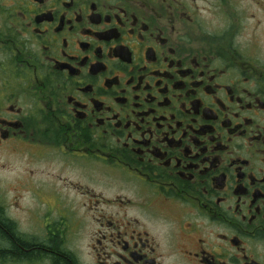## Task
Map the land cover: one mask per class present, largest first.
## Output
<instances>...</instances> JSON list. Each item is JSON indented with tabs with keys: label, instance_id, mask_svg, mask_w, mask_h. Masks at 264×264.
I'll return each mask as SVG.
<instances>
[{
	"label": "flooded vegetation",
	"instance_id": "flooded-vegetation-1",
	"mask_svg": "<svg viewBox=\"0 0 264 264\" xmlns=\"http://www.w3.org/2000/svg\"><path fill=\"white\" fill-rule=\"evenodd\" d=\"M0 264H264V0H0Z\"/></svg>",
	"mask_w": 264,
	"mask_h": 264
},
{
	"label": "rangeland",
	"instance_id": "rangeland-1",
	"mask_svg": "<svg viewBox=\"0 0 264 264\" xmlns=\"http://www.w3.org/2000/svg\"><path fill=\"white\" fill-rule=\"evenodd\" d=\"M22 167L18 158L9 159L0 153V193L15 191Z\"/></svg>",
	"mask_w": 264,
	"mask_h": 264
}]
</instances>
